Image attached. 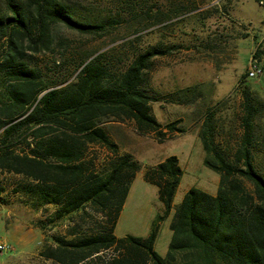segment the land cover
<instances>
[{"label":"trees","instance_id":"obj_1","mask_svg":"<svg viewBox=\"0 0 264 264\" xmlns=\"http://www.w3.org/2000/svg\"><path fill=\"white\" fill-rule=\"evenodd\" d=\"M0 12V194L3 174L22 176L14 194L30 196L38 207H56L53 220L85 213L91 207L103 216L97 231L74 239L51 237L40 257L58 264L82 262L112 250L106 264H264V177L254 165L253 127L264 101L242 89L244 128L240 145L227 161L215 144L213 111L202 124L199 138L204 165L219 176L215 195L191 188L176 207L169 225L172 237L164 258L154 251L155 233L145 239L116 238L114 228L139 170L130 155L118 147L98 122L105 118L134 122L139 134H155L162 141L178 121L161 124L151 115L154 98L143 85L144 75L157 56L169 47L150 46L138 53L122 71L112 72L100 54L80 61L79 71L67 85L49 87L32 66L36 54L54 48L56 25L94 34L101 24L81 21L63 0H4ZM257 59V54H253ZM247 78V74L243 76ZM191 90V89H189ZM188 90V91H189ZM183 104L191 98L179 99ZM112 156L95 166L86 158L90 146ZM182 171L176 157L148 168L144 180L158 189L165 216ZM74 230H71L73 234Z\"/></svg>","mask_w":264,"mask_h":264},{"label":"rangeland","instance_id":"obj_2","mask_svg":"<svg viewBox=\"0 0 264 264\" xmlns=\"http://www.w3.org/2000/svg\"><path fill=\"white\" fill-rule=\"evenodd\" d=\"M63 1L79 20L103 27L97 33L83 34L55 26L53 50L32 59L49 87L67 85L78 73L80 61L98 54L112 72H119L150 46L170 48L167 55L152 60L143 89L154 98L150 113L163 132L167 124L178 121L175 128L182 133H167L159 141L155 134H139L130 120L98 122L117 145L118 155H130L139 166L114 236L145 239L154 232V251L164 258L172 237L169 225L185 193L196 188L215 195L218 189L219 176L203 163L199 133L206 114L210 110L215 114V144L233 162L244 133L242 89L247 87L264 101V0ZM5 11L0 0V12ZM253 61L262 75L255 80L243 78ZM192 96V103L178 101ZM251 150L254 165L264 177V109L254 122ZM171 156L177 158L182 175L165 216L158 189L144 180V173ZM86 158L100 168L112 156L94 145ZM23 183L22 176L5 173L1 177L5 191L0 194V244L9 250L0 253V264H58L39 255L43 247L54 245L51 237L74 239L97 231L96 225L104 221L91 207L83 214L51 221L56 207L40 208L30 196L12 193ZM113 255L112 250L105 251L81 264H106ZM181 257L176 255V264L182 262Z\"/></svg>","mask_w":264,"mask_h":264},{"label":"built area","instance_id":"obj_3","mask_svg":"<svg viewBox=\"0 0 264 264\" xmlns=\"http://www.w3.org/2000/svg\"><path fill=\"white\" fill-rule=\"evenodd\" d=\"M262 69L257 62H252L247 70V79L255 80L262 75ZM9 250V246L0 244V253Z\"/></svg>","mask_w":264,"mask_h":264}]
</instances>
